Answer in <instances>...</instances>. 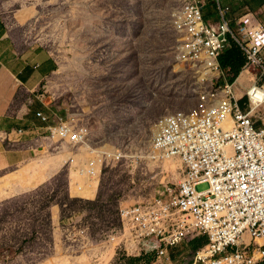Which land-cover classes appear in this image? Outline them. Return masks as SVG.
Masks as SVG:
<instances>
[{"label":"rangeland","instance_id":"obj_1","mask_svg":"<svg viewBox=\"0 0 264 264\" xmlns=\"http://www.w3.org/2000/svg\"><path fill=\"white\" fill-rule=\"evenodd\" d=\"M180 6V0H0L17 42L39 45L57 62L40 92L63 120L86 127L87 146L124 155L103 163L99 181L77 176L74 163L71 170L65 165L70 151L46 140L32 143L25 161H1L0 264L153 263L152 255L126 256L107 241L121 228V206L157 198L178 181L177 163L145 160L156 128L214 111V101L200 95L215 85L197 81L193 62L173 58ZM206 189L207 183L195 186ZM189 242L171 249L173 263L192 260Z\"/></svg>","mask_w":264,"mask_h":264},{"label":"built area","instance_id":"obj_2","mask_svg":"<svg viewBox=\"0 0 264 264\" xmlns=\"http://www.w3.org/2000/svg\"><path fill=\"white\" fill-rule=\"evenodd\" d=\"M180 3L173 58L197 62V81L216 86L214 111L156 128L145 160L177 163L178 181L164 186L157 198L121 206V228L107 243L126 256L152 255V264H172L171 249L203 238L190 264H264V27L250 12L234 15L221 0ZM231 45L243 59L234 78L219 61ZM25 135L5 132L0 140ZM42 139L70 151L65 165L71 170L74 163L75 174L87 181H99L104 162L124 158L87 146L86 127L68 120L48 127ZM200 183L208 189L197 192Z\"/></svg>","mask_w":264,"mask_h":264},{"label":"crops","instance_id":"obj_3","mask_svg":"<svg viewBox=\"0 0 264 264\" xmlns=\"http://www.w3.org/2000/svg\"><path fill=\"white\" fill-rule=\"evenodd\" d=\"M221 3L237 16L246 11L252 13L264 27V0H221ZM211 13L207 11V15ZM57 66L43 47L19 44L0 14V134L17 130L26 133L16 141L0 140V162L5 166L25 161L31 155L32 143H42L48 127L65 118L55 102L40 92ZM39 115L47 120L42 121Z\"/></svg>","mask_w":264,"mask_h":264},{"label":"trees","instance_id":"obj_4","mask_svg":"<svg viewBox=\"0 0 264 264\" xmlns=\"http://www.w3.org/2000/svg\"><path fill=\"white\" fill-rule=\"evenodd\" d=\"M220 66L221 68L226 71L228 74L232 75L233 78L237 77L241 66L243 65V59L240 55L238 48L234 45H231L230 48L226 49L222 55L220 56ZM233 78L229 79L232 81ZM194 239L189 242L190 246L192 247L193 251H196L200 248V246L204 243V239L200 238ZM139 260V259H136Z\"/></svg>","mask_w":264,"mask_h":264},{"label":"bare ground","instance_id":"obj_5","mask_svg":"<svg viewBox=\"0 0 264 264\" xmlns=\"http://www.w3.org/2000/svg\"><path fill=\"white\" fill-rule=\"evenodd\" d=\"M179 16H180V14H179ZM179 29H180V24H179ZM193 63L197 66V62H193ZM242 77L243 76H241L239 80H241ZM200 83L201 84H204L201 81H200ZM213 95H217V88H216V86H214L212 88V90L204 91L203 93H201L200 100L202 102H206V103L212 102V101H214V96ZM193 120H197V119H193ZM173 171H175V169H173ZM111 245L113 246V244H111Z\"/></svg>","mask_w":264,"mask_h":264}]
</instances>
